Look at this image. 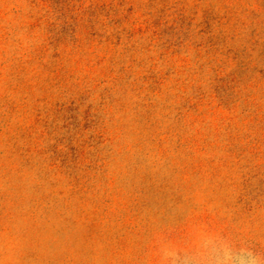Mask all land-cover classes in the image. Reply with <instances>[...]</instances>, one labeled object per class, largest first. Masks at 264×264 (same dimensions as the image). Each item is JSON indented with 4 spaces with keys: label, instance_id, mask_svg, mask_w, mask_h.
<instances>
[{
    "label": "rangeland",
    "instance_id": "obj_1",
    "mask_svg": "<svg viewBox=\"0 0 264 264\" xmlns=\"http://www.w3.org/2000/svg\"><path fill=\"white\" fill-rule=\"evenodd\" d=\"M264 258V0H0V264Z\"/></svg>",
    "mask_w": 264,
    "mask_h": 264
},
{
    "label": "clouds",
    "instance_id": "obj_2",
    "mask_svg": "<svg viewBox=\"0 0 264 264\" xmlns=\"http://www.w3.org/2000/svg\"><path fill=\"white\" fill-rule=\"evenodd\" d=\"M203 253L180 255L175 249L164 250L170 264H264V258L250 249L233 250L222 237L207 238L202 243Z\"/></svg>",
    "mask_w": 264,
    "mask_h": 264
}]
</instances>
